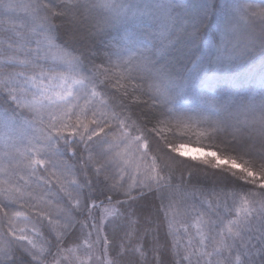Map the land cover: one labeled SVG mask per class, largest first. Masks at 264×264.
<instances>
[{"label":"snow or ice","instance_id":"6c2138e0","mask_svg":"<svg viewBox=\"0 0 264 264\" xmlns=\"http://www.w3.org/2000/svg\"><path fill=\"white\" fill-rule=\"evenodd\" d=\"M0 264H264V0H0Z\"/></svg>","mask_w":264,"mask_h":264}]
</instances>
